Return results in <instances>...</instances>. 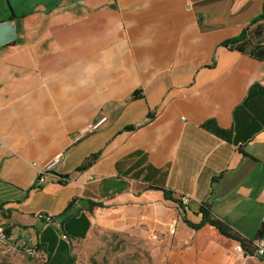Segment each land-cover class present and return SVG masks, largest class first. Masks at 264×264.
<instances>
[{
	"label": "crops",
	"instance_id": "crops-1",
	"mask_svg": "<svg viewBox=\"0 0 264 264\" xmlns=\"http://www.w3.org/2000/svg\"><path fill=\"white\" fill-rule=\"evenodd\" d=\"M262 4L60 0L12 11L1 0L0 23L18 28L15 44L0 47V205L16 227L56 249L64 240L35 215H57L76 197L84 236L93 215L117 208L161 239L168 264L246 259L214 227L185 221L198 224L207 206L243 239L264 241V20L249 26ZM245 30L242 51L221 46ZM33 185L41 190L27 196ZM159 189L188 196L187 206ZM88 201L103 207L89 213Z\"/></svg>",
	"mask_w": 264,
	"mask_h": 264
},
{
	"label": "rangeland",
	"instance_id": "rangeland-1",
	"mask_svg": "<svg viewBox=\"0 0 264 264\" xmlns=\"http://www.w3.org/2000/svg\"><path fill=\"white\" fill-rule=\"evenodd\" d=\"M58 1L9 0V3L12 11H28L37 4L47 2L55 6ZM37 203L35 207L47 208ZM5 217L0 213V228L4 233V238L0 239V264H44L46 257L36 250L35 239L25 233V228H17L14 220ZM90 221L84 238L70 243L74 264H168L161 239L148 235L140 218L137 222L130 221L119 209L107 208L93 215ZM19 241L25 242L24 246H17ZM240 259L239 264H264L255 257Z\"/></svg>",
	"mask_w": 264,
	"mask_h": 264
},
{
	"label": "trees",
	"instance_id": "trees-1",
	"mask_svg": "<svg viewBox=\"0 0 264 264\" xmlns=\"http://www.w3.org/2000/svg\"><path fill=\"white\" fill-rule=\"evenodd\" d=\"M13 17V15L11 16ZM264 20V0H263V4H262V11L260 13V15H258L254 20L251 21V23L249 24V26H252L254 24H256L259 21ZM246 38V30L241 32V34H239L237 37L232 38V39H228L225 40L221 43L222 47L225 48H232V49H236L239 51H242L240 49V47H238L240 44H242V42L245 40ZM215 64V59L213 58L212 60V65L213 66ZM137 92H135L133 94L134 97H136ZM152 117L149 116V118H147V121H149ZM136 127H126L125 131H133L135 130ZM96 155L91 156V158L86 159L83 164L76 169V171L68 176L63 177L59 183L62 184H66L72 180H74L75 176L79 173H81L82 171H84L86 168H88L91 164L92 161L95 159ZM41 190V186L37 185H33L32 187H30L27 190V196L28 194H30L31 192H35ZM158 190V189H157ZM162 194L163 197L165 198V200L168 201H172L175 204H177L179 207L180 204L177 200H173L170 193L164 190L159 189ZM76 201H80V199L73 197L69 200V202L67 203V205L65 206V208L63 209V211L57 215H50L48 213H38V214H43L46 216H50L52 219L53 223L58 224V227L55 229L58 236L61 237L64 241H60V246H58L56 249L54 248H46V246L44 244H37L36 245V250L40 251L41 253H43L46 257V261L44 264H56V261H58L59 259H65V257L69 258L70 264H74V258L70 253V243L73 242L74 240H78V239H82L84 238V234L87 230L88 227V222L86 220V218L81 215L79 212L76 214H72L73 211V206L75 204ZM88 207H87V211L89 213L92 212L93 208H102L103 204L101 202H96V201H88L87 202ZM0 213L4 214L6 217V219H10L11 217V211L9 209H6L4 207V205H0ZM200 213H201V221L198 224H192L189 223L188 221H185L187 226L193 230H199L202 226H204L205 224L214 227L221 236L233 240L235 242H238L240 245L241 250L246 253L248 256L250 257H256L254 255V249L252 246V242L253 241H247L245 239H243L240 235H238L237 233H235L227 224L215 219L212 217L211 212L209 210V208L207 206H201L200 207ZM35 215V217L37 218V215ZM70 225H75L78 226L82 229V231L76 236L73 235L72 233L69 232L68 227ZM52 226V225H50ZM8 233V230H5V234ZM259 237H256L254 240L258 239ZM64 248V250H63ZM65 250H68V252H66ZM259 258V257H256ZM259 261L264 263V258H259Z\"/></svg>",
	"mask_w": 264,
	"mask_h": 264
},
{
	"label": "built area",
	"instance_id": "built-area-1",
	"mask_svg": "<svg viewBox=\"0 0 264 264\" xmlns=\"http://www.w3.org/2000/svg\"><path fill=\"white\" fill-rule=\"evenodd\" d=\"M105 121H106V118L102 117L96 123L89 125L88 130L89 131L96 130ZM59 161H60V157L59 156H55L50 161H48L45 164L44 169L42 171H39V173L37 175V182L41 183L44 176L50 175L52 169L55 167V165ZM177 201L179 202L181 207H185V206H187V204L189 202V197L186 196V195H179L178 198H177ZM37 219L42 220L46 226L52 225L55 228L58 227V224L52 222V219H51L50 216H46V215H43V214H38L37 215ZM262 220L264 221V215L262 217ZM3 238H4V233H3L2 229L0 228V239H3ZM24 244H25V242L19 241V243H17V246H24ZM252 246H253V249H254V255L256 257H259V258H264V241L261 238L253 240ZM237 251L242 253V250H241L240 247L237 248Z\"/></svg>",
	"mask_w": 264,
	"mask_h": 264
},
{
	"label": "water",
	"instance_id": "water-1",
	"mask_svg": "<svg viewBox=\"0 0 264 264\" xmlns=\"http://www.w3.org/2000/svg\"><path fill=\"white\" fill-rule=\"evenodd\" d=\"M18 33V28L12 20H7L0 23V47L2 46H13L15 44L16 35ZM246 257L247 254L243 253Z\"/></svg>",
	"mask_w": 264,
	"mask_h": 264
}]
</instances>
